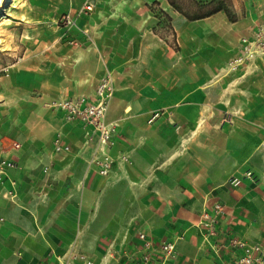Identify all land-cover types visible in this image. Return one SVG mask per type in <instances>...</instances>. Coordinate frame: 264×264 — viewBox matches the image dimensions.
I'll return each mask as SVG.
<instances>
[{"label":"crops","instance_id":"crops-1","mask_svg":"<svg viewBox=\"0 0 264 264\" xmlns=\"http://www.w3.org/2000/svg\"><path fill=\"white\" fill-rule=\"evenodd\" d=\"M33 7L77 25L0 69V161L12 163L0 180V264H61L73 251L96 264H233L232 236L264 246V55L247 52L264 43V0H230L235 20L224 9L190 19L169 0ZM160 9L173 41L156 31ZM61 42L87 64L58 92ZM107 72L117 162L104 176L83 123L43 99L94 95ZM57 139L71 149L56 151Z\"/></svg>","mask_w":264,"mask_h":264},{"label":"built area","instance_id":"built-area-1","mask_svg":"<svg viewBox=\"0 0 264 264\" xmlns=\"http://www.w3.org/2000/svg\"><path fill=\"white\" fill-rule=\"evenodd\" d=\"M93 10V4L87 2L79 11V15L89 13ZM63 27L68 30L77 25L76 17L70 14H64L61 17ZM68 36V35H67ZM69 44L80 45L78 39L70 38ZM115 84L111 72L104 75L96 89L94 95L81 93L76 96L58 99L50 103L53 108H58L66 113L68 120H79L83 123L86 144L92 147V157L89 163L94 165L97 172L101 175H109L113 170L115 157L111 152V147L114 145V136L117 130V123L109 120L108 112L111 100L114 97ZM14 147H20L19 142H14ZM71 148L67 144H63L59 139L56 142V151H69ZM12 166L5 160L0 161V180L9 176L8 167ZM204 219L201 221L209 233L215 235L218 233L215 223L216 219L211 217L207 212L203 214ZM3 217H0L2 222ZM143 236V235H142ZM226 247L232 248L233 264H264V246L260 243H249L238 236H232ZM165 248L169 253L173 252L174 245L167 243ZM216 250L218 248L214 246ZM96 264L84 253L72 252L68 258H62L61 264Z\"/></svg>","mask_w":264,"mask_h":264},{"label":"rangeland","instance_id":"rangeland-1","mask_svg":"<svg viewBox=\"0 0 264 264\" xmlns=\"http://www.w3.org/2000/svg\"><path fill=\"white\" fill-rule=\"evenodd\" d=\"M184 6L187 7L188 0H184ZM208 1V0H201ZM222 1V0H215ZM226 4H230V0H223ZM33 7V0H8L4 7L0 9V69L2 67L9 66L18 60L19 57L25 53H33L38 51L40 43H48V41H54L58 35H60V28L63 26L61 17L55 18L54 15L44 14L39 15L35 13ZM207 8H205V11ZM158 12V10H157ZM204 12V10H203ZM161 16V14H160ZM42 17V19H41ZM160 25L157 27L160 33H164L169 41L174 40L172 30L168 28L167 20L161 16ZM63 46H59L56 49L57 59V89L58 92L65 90L72 80L81 78L85 72L87 64L86 57L81 53L79 49H71L67 47L65 42H61ZM109 48V47H108ZM105 46V49L108 51ZM48 47L45 48L47 52ZM247 52L250 54H263L264 55V43H254L249 45ZM46 61H48L46 59ZM111 65L115 62L108 61ZM3 71L0 70V74ZM52 95L49 99H43L46 103L50 104L57 100L59 93ZM60 96V95H59ZM155 117L157 114L155 113ZM15 142V141H14ZM14 144V143H13ZM113 168L117 162V157ZM121 155L119 159H123ZM124 160V159H123ZM126 160V159H125ZM112 173V171H111Z\"/></svg>","mask_w":264,"mask_h":264},{"label":"trees","instance_id":"trees-1","mask_svg":"<svg viewBox=\"0 0 264 264\" xmlns=\"http://www.w3.org/2000/svg\"><path fill=\"white\" fill-rule=\"evenodd\" d=\"M170 4L175 7L176 10L182 12L184 15H186L190 19H198L203 18L206 16H209L213 14L214 12H217L219 10H225L230 17V19L235 20L236 14L233 13L232 9L229 7V4H226L225 1H215V0H208V1H201V0H188L187 7L184 6V0H169ZM155 4H159L158 2H155ZM205 8L207 10L205 11ZM192 11L193 14L186 13V11ZM204 10V12H203ZM163 16L167 22H168V28L173 30L172 26V17L170 14H168L165 10L160 9L158 12L156 11V16ZM160 23V21H159ZM158 23V25H160ZM158 31V29H156ZM159 32V31H158ZM162 37H165L164 33H160ZM174 46H178V43L175 41Z\"/></svg>","mask_w":264,"mask_h":264},{"label":"bare ground","instance_id":"bare-ground-1","mask_svg":"<svg viewBox=\"0 0 264 264\" xmlns=\"http://www.w3.org/2000/svg\"><path fill=\"white\" fill-rule=\"evenodd\" d=\"M8 0H1L0 1V9H2L5 5V3L7 2Z\"/></svg>","mask_w":264,"mask_h":264},{"label":"water","instance_id":"water-1","mask_svg":"<svg viewBox=\"0 0 264 264\" xmlns=\"http://www.w3.org/2000/svg\"><path fill=\"white\" fill-rule=\"evenodd\" d=\"M1 1V0H0Z\"/></svg>","mask_w":264,"mask_h":264}]
</instances>
